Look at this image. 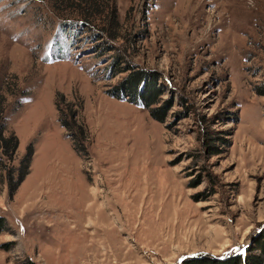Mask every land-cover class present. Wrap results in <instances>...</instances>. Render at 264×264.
<instances>
[{"label": "rangeland", "instance_id": "rangeland-1", "mask_svg": "<svg viewBox=\"0 0 264 264\" xmlns=\"http://www.w3.org/2000/svg\"><path fill=\"white\" fill-rule=\"evenodd\" d=\"M138 69L162 118L110 95ZM0 109L11 164L33 148L13 195L0 168V264H181L264 226V0H0Z\"/></svg>", "mask_w": 264, "mask_h": 264}, {"label": "trees", "instance_id": "trees-1", "mask_svg": "<svg viewBox=\"0 0 264 264\" xmlns=\"http://www.w3.org/2000/svg\"><path fill=\"white\" fill-rule=\"evenodd\" d=\"M150 74L140 69L130 71L123 77V81L113 86L110 90V95L118 97L119 99L125 98L135 104H143L144 107L148 108L153 117L162 118V115H157L160 108L150 107L160 94V90L155 87V76L151 77ZM60 98L65 101L63 95ZM67 106V113L63 110L62 113L60 112V124L68 129L70 132L68 136L72 137L74 135L75 138L72 140L74 148L76 150L84 149L85 146L82 144L80 134L83 132V128L79 124L76 126L75 110L71 109L70 103ZM58 109L60 108L58 107ZM5 118L6 115L0 109V168L4 170V175L7 180V192L13 195L17 185L29 173L33 148L30 146L18 158V164L16 166L11 164L18 148V137L14 131L6 129L7 120ZM3 155L6 156L7 161ZM7 228L8 225L6 224L5 217L0 215V233ZM181 264H264V226L253 234L250 242L242 250H238L237 252L227 250L222 255L210 253L191 254V256H186Z\"/></svg>", "mask_w": 264, "mask_h": 264}]
</instances>
